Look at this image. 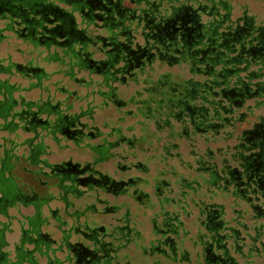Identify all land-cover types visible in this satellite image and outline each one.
Masks as SVG:
<instances>
[{"label": "flooded vegetation", "instance_id": "af4514ba", "mask_svg": "<svg viewBox=\"0 0 264 264\" xmlns=\"http://www.w3.org/2000/svg\"><path fill=\"white\" fill-rule=\"evenodd\" d=\"M14 2H18V4ZM67 2L76 3L79 9L77 17L80 20L87 21L94 18L90 12L84 10L85 7L80 0H68ZM26 4L30 5L29 9H27V7L24 8ZM3 11L9 12L17 18L6 16L8 17L7 29L16 36L27 37L33 42L61 45L54 38H50L46 36L44 32H41L40 26L37 28L35 27V25L38 26L41 20H45L46 24L49 25L54 19H64L66 24L64 28L69 32V35H71V39H79L82 35L81 32H77L73 28V14L70 15L69 13L55 10L51 7H45L39 0H0V13ZM48 12H54L55 18H47L44 14ZM248 19V17L242 19L246 26L244 28H240L239 23L235 22L238 33L241 32L242 34V36L237 34L239 37L246 38L252 34V32H250L253 29L252 18ZM231 24L233 25V23ZM262 24V27L258 30L260 36L264 38V23ZM212 25L214 26V22H212ZM44 26L45 24L42 25V28ZM198 28H200L199 25ZM48 32L50 33L51 31L48 30ZM230 34L231 32L227 35L230 36ZM248 42L252 44L251 40H248ZM227 43L228 41H226V44ZM66 44L70 45V41H66L64 45ZM240 55L241 56L238 58L248 61V58L242 54ZM90 66L92 67V65ZM16 68L23 74L30 76H39L41 74L40 69L33 67L28 69V67L16 65ZM94 68L97 70L96 66L93 67V69ZM0 70H4L1 63ZM121 80L122 83L127 81V79L125 80V76H123ZM100 96L102 99L111 101L117 108L132 103L131 101L134 97L133 95L129 101H125L113 94L110 98H106L101 94ZM18 105L19 103L14 100H6L4 103H0V116L6 118L11 117V122L7 121V123L13 125V128H20L23 130L29 127L48 126L54 135H56V133H61L64 137L76 143L86 138L89 140L100 139L95 145L91 143L87 144L91 152L93 151L96 159L82 167L85 166L87 173L95 175L94 178L91 176L85 181L92 188V192H87V194L85 192L86 198L95 199L97 202L103 203L105 205L103 211H91V209H96L95 203L92 202L91 206L89 204L79 211H68V204H66L67 208L61 211L62 214H58V211H51L50 213L57 223L61 218L60 224L62 226L68 225L67 228L70 230L73 241L87 242L89 240L91 242L90 247L99 250V252L97 250L96 252H90L81 245L80 247L76 246L75 249L80 258L78 259L79 264H87L90 258L91 264L100 259H103V261L105 260L107 264H251L249 262H253V258H264L263 129L256 130L250 138L246 139L250 142L254 137H261L258 143L254 142L252 145V147H258L259 151H250V153L245 154L247 157H243L241 153L239 156L241 162H234V164H231L229 159H225V162H222L219 166L217 163H202V161L198 159L200 155H195L197 164L205 166L197 167V171L205 170L209 173L208 184L217 187V191H213L229 194L236 198V200H238V198L242 199L249 205L251 211H224L219 209L222 206H217L216 204L206 205L202 203V201H195V206L199 209L198 211H186L183 206L179 207L177 211H166L163 207L165 199L160 197L162 194V185L165 182L155 181V178L149 181L142 177L132 176L115 179L109 173L101 172L93 168L94 165L98 164V159L107 162L113 156V154L110 153V149L122 144H126L129 147L128 152L131 153H128V156L130 154L135 156V151L133 150L136 147V142L139 143L141 141L144 143V141L149 138L157 137L156 131H150L147 126H143L141 127L143 134L139 139V137L135 138L134 135L126 136L121 129H113L110 132H115L116 139L109 140L107 137H110L112 133H108L104 136L98 128L89 127L86 123H82L80 119L59 117L56 119L57 121H51L50 119H45V121L42 119L43 114H39L37 110L33 109V112L28 111V107L34 105V103L29 104L22 101L20 105L21 108L15 109ZM44 110V107L41 108V112ZM188 112L189 113H186L185 117L182 118L183 120H181L183 124L181 134L183 135H174L173 131L177 130L165 126L171 137L188 139L191 132L192 134L199 132L204 136L205 133L202 132V126L213 128L219 125L218 121L222 120L218 117L216 120L211 119L202 122L200 119L197 120L194 117L195 112L192 109L188 108ZM140 115L143 116L144 121L153 122L155 129L158 131L162 129L160 126H157V122L146 118L147 115H145L144 112H141ZM224 120L226 123L231 124L232 117H226ZM25 123H27V125ZM142 125H144V122ZM0 129L3 128L0 127ZM128 130H132V127H129ZM227 137H225V139ZM52 139L56 140V136H54V138L52 137ZM204 139V141L209 140L207 136H205ZM257 140L259 139L257 138ZM243 145H241V147H243ZM178 146L179 144L175 143L171 144L170 147L177 148ZM249 148L250 147H246L244 149L249 150ZM165 149H167L166 146ZM219 150L221 149L219 148ZM208 154L211 158L213 157L212 155H214L212 152ZM118 167L127 169V167L123 165H118ZM128 167L129 169L137 168L146 172L148 171L141 161ZM78 171L79 168L72 164L62 168H54L53 165H51L49 166V173L44 174L47 175V177L61 173L72 175ZM172 173L176 174L174 171ZM177 183H179L181 187L184 185L182 179ZM168 185L170 186V183H167V186ZM141 186H151L154 193L151 194V192L143 191L144 189ZM191 188L194 190V194H197L198 187L191 185ZM100 195H103L104 198L101 199ZM155 196L158 200L157 203L152 202V197ZM109 197H111L112 200L123 197L125 201L120 202V204H110ZM31 199H36V195H33ZM43 201H45V199ZM129 202L142 204L144 210L131 211ZM156 205H159V208H156ZM154 208H156L155 211L152 210ZM36 213L40 216V212ZM248 220L251 221V223H249ZM41 222L44 223L38 225L37 229L45 233L42 227L47 226V222L44 220ZM21 227L22 226L19 227L20 239L35 244L37 238L27 234L32 231V229L30 227L28 229ZM35 227H37V225ZM36 230L34 231L37 233ZM40 237L42 239L44 238L46 241H51L50 237L47 235L42 234ZM16 250H18V248H16ZM86 255H89V257L86 258ZM239 257L242 263L238 260ZM73 261H76V259L72 260V262ZM52 264H61V262L55 261ZM69 264H75V262Z\"/></svg>", "mask_w": 264, "mask_h": 264}, {"label": "trees", "instance_id": "16d2710c", "mask_svg": "<svg viewBox=\"0 0 264 264\" xmlns=\"http://www.w3.org/2000/svg\"><path fill=\"white\" fill-rule=\"evenodd\" d=\"M39 1L45 7L73 14V28L77 32H81V38L71 39V35L64 28L66 26L64 19L55 20L54 12H48L44 15L54 20L49 25L45 20H41V25L45 24L43 28L41 26V32L54 38L61 45L46 43L45 46L61 47L71 64L88 66L87 68L100 75L102 77L101 85L106 88V90L100 89L101 95L106 98H110L112 94L118 97L116 84L122 82L123 76H125V80H132L136 83L143 82L141 91L136 93L131 102L137 106L138 113L144 112L147 115L146 118L157 122V126L174 129L173 121H175L179 127L175 128L177 131H173L174 135H183L181 134L183 127L181 120L186 113H189L188 108H190L195 112L194 117L202 122L216 120L218 117L222 119L218 121L219 125L216 127L202 126V132L217 136L227 133L228 139L234 138L235 143L230 147L233 150L230 157L233 161L241 162L239 157L241 153L243 157H247L245 154L250 151H259L258 147H252V145L254 142L258 143L261 137H254L251 140L252 143L246 139L250 138L256 130H264V116L256 114V111L264 107V38L260 36L258 30L263 24L255 22L253 17L234 18L230 0H123L124 6L119 8L120 14H117L113 0L104 2L96 0L92 1V5L88 4L89 0H80L85 7L84 10L94 16L87 21L79 20L77 17L79 9L76 3L71 2V4L67 2L68 0ZM14 3L18 4V2ZM59 3L67 4L68 7H61ZM139 6L148 8L152 12L163 9L173 11L174 13L170 17L172 21L169 23L173 39L164 38L162 44L158 43L157 47L150 44L151 47H143L137 52H131L130 46L135 45L131 32L133 26L131 25H135L139 20L134 13L135 8ZM26 7L29 9L30 5L26 4L24 8ZM196 9H199L202 21L214 22V26L211 27L212 30L208 34H205V30L198 22V16L194 12ZM7 15L17 18L9 12L0 13V18L5 21V29L9 30L7 29ZM118 15L125 23L123 28L114 25L118 22ZM40 16L42 17L41 14ZM246 17L252 18L253 29L250 31L252 34L246 38H238L237 34L240 36L242 34L241 32L236 35L233 33V30L236 29L235 22L239 23L240 28H244L246 26L242 19ZM97 21L101 22V25H98ZM190 24L193 27L186 28V25ZM141 25L144 27L146 38L151 40L155 25L152 17H143ZM180 25L185 28L181 31L184 34L183 41H180V37L174 39L180 32L178 31ZM53 29H56V34L50 35L51 32L49 33L48 30L52 31ZM110 29L115 33L112 38L108 36ZM229 32H231L230 36H225L228 45L225 43L221 47L219 35ZM59 35L63 37H59ZM252 39L255 41L252 42ZM248 40H251L252 44ZM66 41H70V45H64ZM128 51L130 55L126 56ZM240 54L248 58L249 62L238 58L241 56ZM97 55L101 57H97ZM56 58L54 54H50L47 59L57 61ZM157 62L170 67L185 64L194 78L185 79L170 72L161 73L157 78L146 77L155 70L154 64ZM95 66L97 70L93 69ZM43 107L38 104L31 105L28 107V111L33 112L34 109L39 114H44V111L41 112ZM0 117L4 120V124H0L3 129L0 130H13V125H9L7 122L5 124L6 117ZM226 117H232L231 124L226 123L224 120ZM227 127L231 128L230 133L225 132ZM37 128H41L54 138L55 135L48 126L34 127V129ZM241 145L244 148H250L246 150ZM225 159L229 158L224 157L223 162ZM41 175H43L42 172ZM0 214L6 215V211H0ZM12 219L18 222L20 220L21 228L24 227L25 216L23 219L16 217H12ZM35 226L36 224L32 221L29 222V227L32 229L29 234L37 238L35 244L29 243L32 249L22 251L18 244H23L24 241L20 239V242L14 245L15 261L8 259V254H1L0 264H36L34 254L39 248L53 243L42 239L40 237L42 232L37 229L38 225ZM12 230L10 225L9 231L12 232ZM4 243L8 246L6 241ZM36 244L38 247L35 249Z\"/></svg>", "mask_w": 264, "mask_h": 264}, {"label": "crops", "instance_id": "0c3cea01", "mask_svg": "<svg viewBox=\"0 0 264 264\" xmlns=\"http://www.w3.org/2000/svg\"><path fill=\"white\" fill-rule=\"evenodd\" d=\"M230 2L233 7L232 13L234 18H238L246 14L248 17H253L255 22L261 24L264 23V21L260 20L255 14V6L258 7L261 4L264 5V0H230ZM59 4L61 7H68L67 4ZM97 24L101 25V22L97 21ZM19 39L23 40L25 44H28V49L31 48L30 51H27L26 49L27 55L32 54V49L33 51L38 52L36 54L38 61L36 60L35 63L31 64L30 59L28 60V65H22L14 60L8 61L9 63H3V61L0 60V63L4 68V70H0V103H4L6 100L17 101L19 105L22 104V101L29 104L34 103V105L38 104L44 106L45 110L42 117L44 119H50L53 121L59 117H73L80 119L82 123H85L84 120L86 118L93 120V118L95 119V117L98 116V111L102 109L99 105H104V107L108 106L110 102L107 99H103L99 104L95 102L92 103L93 99H91L92 101L85 100L84 103L86 105L81 104L78 106V109H73L72 102L75 100L80 101L84 96H86V93L84 94L80 91L90 86L93 87L96 83L97 85H101L102 77L95 74L90 68L79 66L74 63L71 64L61 47L45 46L43 43L31 41L27 37H19ZM16 53H21V51H17ZM41 54L43 55L41 56ZM50 54H54V56L57 57L55 59L57 61L47 59ZM42 62L45 63L46 66L41 65L40 63ZM53 64H55V69L49 71L47 67ZM16 65L28 67V69H31L32 67L40 69L41 74L39 76L23 74L16 68ZM168 67L172 68L170 66ZM168 72L172 73L171 71ZM187 72L189 74L188 77H183L180 72L179 75L185 79L194 78V76L190 73L189 68L187 69ZM16 74L20 76H17ZM53 74L61 77V79L53 81L50 86L48 85V82L50 78L54 76ZM14 78L26 81L27 85L20 86L16 84L17 81H11ZM63 79H66V81L61 83ZM33 92L38 95L35 99L30 97V94ZM100 92H98V94ZM259 110L256 111V114L264 116V112H260ZM6 119L5 124L7 121L11 122V117ZM3 121L4 120L0 117L1 125L4 124ZM25 124L27 125V123ZM19 130L22 129L13 128V130H0V134H2L1 139H4V143L0 142V211H6V215L0 214V255L8 254V259L14 261L16 259L14 245H17L18 242H15L13 246L11 245V247L6 246L4 243L5 241L9 243L7 239H9V236L15 234H12L9 231V226L13 220L12 217L20 218L18 217L19 213L21 216H25L26 219H24L23 222L24 228L27 229L29 227V222L32 221L34 224L40 225L41 223H44L41 221L48 215V213L45 212L38 216L35 211H64L67 208L66 204H68V211H79L89 204L91 206L92 202L95 203L94 205L96 209H91V211H103L105 206L103 203H99L95 199L92 201L85 200L82 203L83 205H78L75 200L86 198L85 189L80 186H76L73 189H55L56 191L52 192L49 181L51 176L47 177L44 174L49 173V166L58 162L57 160L55 161L54 158L59 156L63 159H68L73 156V163H76L79 159L75 158V155L72 153H77L79 151V147L88 148V146L83 147L82 145H79L80 143H76L66 137L62 139L63 137L59 136H56V140L53 139L57 145L56 146L55 144L49 143L47 139H45V137L50 136L47 132L43 131L41 128L34 129L29 127L28 129L26 128L22 130L25 136L23 135L24 137L21 140V147H18V144L16 143L18 141L17 137L20 134ZM8 135L14 137L8 138ZM208 135L217 137V135L214 134H205L204 137ZM50 137L52 139V136ZM228 140L230 141L231 138ZM232 145H234V142L227 145L226 149H223L224 157H228L229 160L231 153H233V150L230 148ZM90 156H92L93 160L96 159L93 153ZM104 163H106V161L98 159L97 168H99V166H103ZM195 170L197 171V169ZM165 171H167V169H165ZM165 171H161L159 176L154 177V180L166 183L162 185V194L160 195V197L165 199L163 207L166 211H177L179 207L182 206L186 211H198L199 209L195 206V201H202V203L206 205L216 204L217 206H222L223 208L220 207L219 209L224 211H238L236 208V198L229 194L213 191H217V187L215 185L208 184L209 173L207 171H197L198 175L195 177L193 176L192 178L182 174L180 177L176 171H174L176 174H173V171L168 173ZM41 172L43 175H41ZM180 179H182L184 184L182 187L179 184L180 182L177 183ZM167 183H170V186H167ZM191 185L198 187L197 194H194V190L191 188ZM33 195H36V199H31ZM100 198H104L103 195H100ZM42 199H45V201ZM152 202H158L156 196L152 197ZM132 204L134 208L133 211L144 210L142 208V204ZM155 207L159 208V205H156ZM231 207H233V210H230ZM156 208L152 210L155 211ZM48 231L49 230L44 226L43 232ZM16 234L17 236L18 234L20 235V230H17ZM27 234L29 235V232ZM18 246L22 251H27V249L32 248L26 241H24L23 244H18Z\"/></svg>", "mask_w": 264, "mask_h": 264}, {"label": "rangeland", "instance_id": "374dc122", "mask_svg": "<svg viewBox=\"0 0 264 264\" xmlns=\"http://www.w3.org/2000/svg\"><path fill=\"white\" fill-rule=\"evenodd\" d=\"M255 14L258 16L260 20L264 21V5L263 4L259 5L258 7L255 6ZM1 34H3L4 36ZM28 47H29L28 44H25L23 40L19 39V36H16L11 31L5 29V22L4 20L0 18V60H2L3 63H9L8 61L14 60L22 65H28V60L31 59L30 63L31 64L35 63V61L37 60L36 54L38 52L33 51L32 49V54L27 55L26 52L31 50V48L28 49ZM17 51H21V53H16ZM42 55L43 54H41V56ZM97 57H101V56L97 55ZM40 64L46 66V64L43 62ZM54 65L55 64L47 67V69L49 71H51L52 69H55ZM154 68L155 70L146 77L157 78V76L160 75L161 73H166L168 71H171L175 75H179V72H180L183 77H188L189 75L187 72V69H188L187 65L185 64H180L177 66H173L172 68H169L165 64L155 63ZM53 75L54 76H52L48 82L49 83L48 85L50 86L52 85L53 81L55 80L57 81L58 79H61V77H58L55 74ZM17 76H20V75H17ZM11 81H17L16 84L20 86L27 85L26 81H22L19 78H14ZM65 81L66 79H63L61 83H64ZM142 83L143 82L134 83L131 80H127L125 83L120 82L116 84L118 88L117 89L118 97H120L121 100L129 101V99L133 95L135 96L138 91H141L143 87ZM100 89L106 90V88H104L101 85H97L96 83L94 84L93 87L90 86L84 90H81L80 92L84 94L86 93V96H84L83 99H81L80 101H76V100L73 101L72 102L73 109H78L79 105L85 104L84 103L85 100L89 101L93 99V101L91 100L92 103L95 102L97 104L102 102L103 99H101L100 95L98 94ZM30 97L35 99L38 97V95L35 92H33L30 94ZM109 102L110 103L106 107H104V105L103 106L99 105V107L102 109L98 111L99 114L97 117H95V119L93 118V120L92 119L90 120L89 118L88 119L86 118L84 120L85 123L89 127L98 128L103 133L104 136H106L108 133H112L110 137L109 136L107 137L109 140L116 139L115 132H110L113 129H121L123 134H125L126 136L134 135L135 138L139 137L140 139L141 135L143 134L141 130V127L143 126H147L150 131H156V136H157L155 138L153 137V138L147 139L146 141H144V143H142L141 141L139 143L136 142V147L133 150L135 151V156H132L131 154L128 156V153H131V152H128L129 147L126 144H122L118 147H114L110 149V153L113 154V156L106 163H104L103 166L101 167L99 166V168H97L98 166L94 165L93 168H96L98 170L101 169L100 170L101 172L109 173L115 179L127 178L129 176H132V177H142L149 181H152L154 177L159 176L161 171H165V169H167V171H165L166 173L176 171L178 176L180 177L182 174L184 176H188L192 178L193 176L195 177L196 175H198V172L195 170V169H198L197 167H205L204 165L202 166L200 164H197V161L195 158L196 154L200 155L198 159L202 161V163L211 162L213 164L217 163L220 166L223 162L222 160L223 152H224L223 149H226L227 145L232 144L233 142L235 143L234 139L232 138L230 141L227 138L226 139L224 138L228 136L227 133H223V135L217 136V137L208 135L207 136L209 139L208 141L207 140L204 141L205 140L204 136L199 132L198 133L195 132L194 134H192L191 132L188 139L179 138V137L173 138L169 135V131L166 127H162V129L158 131L157 129H155L153 122L144 121L143 116H141L140 113L139 114L137 113L138 112L137 106L135 104L128 103L127 105L121 108H117L113 103H111V101ZM19 108H20V105L16 106L15 109H19ZM259 111L264 112V108ZM42 119L45 120L44 118ZM143 122H144V125H142ZM173 122H174V127L178 128L179 127L178 123H176L175 121ZM129 127H132V130H128ZM19 131H20V134L17 137L18 141L16 144H18L17 145L18 147H21L20 143H21L22 138L25 136V134H23L22 130H19ZM230 131H231V128L229 127L225 128V132L230 133ZM1 135L2 134H0V142L4 143V139H1ZM55 136L63 137L62 139H64V136L61 133H57ZM7 137L13 138L14 136L12 137L8 135ZM45 139H47L49 143L55 144L54 140L51 139L50 136L45 137ZM99 141L100 139H97V140L90 139L89 140L86 138L82 140L81 142H79L80 143L79 145H82L83 147H87L88 143L95 145ZM175 143L179 144L177 148L170 147L171 144H175ZM165 146L167 147V149H165ZM219 148L221 150H219ZM78 150L79 151L77 153L75 152L72 153L73 155H75V158L79 159L78 162L73 163V159H74L72 158L73 156L69 157L68 159H63L62 157L58 156L54 158L55 161L57 160L58 162H55L53 165L61 164L64 162H69V161H71L72 165H75L77 163H80L81 165L82 164L85 165L93 161L92 156H90L93 153V151L91 152L90 148H80L79 147ZM209 152L214 153L212 158L208 154ZM138 161H141L146 166L148 170L147 172L143 171L142 169H137V168L129 169L128 166H132L133 164H136ZM234 162L235 161H233L230 158V163L234 164ZM118 165L126 166L127 169H123L122 167L119 168ZM50 179L51 178H49V181L52 182ZM80 187H83V186H80ZM141 187L144 189V191L151 192V194L154 193L151 186L149 187L141 186ZM83 188L85 189V187ZM51 191L53 192L56 190L51 189ZM123 199H124L123 197H119L117 200H112L111 197H109L110 204L111 203L120 204V202L125 201ZM85 200L92 201V199L90 198H82V199L75 200V202L78 203V205H81ZM129 203H130L129 205L131 207V211H133L134 209L133 204L132 202H129ZM236 208L238 209V211H251L249 205L245 201L239 198L237 200ZM230 210H233V207H231ZM45 212L48 213V215L46 218H44V221H46L47 223H50V225H53V226H55L56 224H60V223H57V221L52 218V215L50 214L51 211H41V214ZM58 214H62L61 211H58ZM18 217H20V219H23V216H21L20 213L18 214ZM11 222H12L11 226L13 229L11 233L12 234L15 233V234L9 236V239H7L9 241L8 247H11V245L13 246L15 242H18V243L20 242V235L18 234L17 236L16 234L17 230L19 231V225L17 224V221L13 222L12 220ZM248 222L251 223V221L249 220ZM45 227L49 230L48 232H45V233H50V234L53 233V236H52L53 238L58 237L57 233H55L54 227L52 226L50 227L45 226ZM43 228L44 226L42 227V229ZM57 255L60 258L64 257L61 254H57ZM238 260L241 262L240 257L238 258ZM252 261L253 262H249V263L264 264V258H260V259L253 258ZM41 263L42 264L44 263V259H41Z\"/></svg>", "mask_w": 264, "mask_h": 264}, {"label": "water", "instance_id": "95a60500", "mask_svg": "<svg viewBox=\"0 0 264 264\" xmlns=\"http://www.w3.org/2000/svg\"><path fill=\"white\" fill-rule=\"evenodd\" d=\"M88 1V0H87ZM92 1H96V0H89L88 4L92 5ZM106 0H100V2H104ZM113 5L115 6V8L117 9V14H120L119 8H123V0H113ZM126 2V1H125ZM194 12L197 14L198 16V22L200 24V26L203 28V30H205V34H208L209 31L212 30V22L210 21H202V19L200 18V14H199V9L194 10ZM134 13L136 14V16L139 18L138 22L135 25H131L133 27H131V32H132V36H133V40L135 42V45H131L130 48L132 49L131 52H137L138 50H140V48L143 47H149L150 44H152V46L157 47L159 46L158 43L162 44V42L165 40L164 38H169V40H172V32L170 31V25L169 23L172 21V18H170L172 16V14L174 13L173 11L169 10V9H163V10H156L155 12H152L150 9L148 8H143V7H136ZM176 15V14H175ZM118 18V22L116 24H114L117 27L123 28V26L125 25V23L123 22V20L121 18H119L120 16H117ZM143 17H152L155 25H154V35L151 37V40H148V38H146L145 36V31H144V27L141 25V20ZM42 18V17H41ZM40 21V20H39ZM112 25V26H114ZM41 27V22L38 23V26L35 25V27ZM193 25H186V28H192ZM237 28V26H236ZM180 31L177 35V37H175L174 39H179L180 37V41H183L184 39V34L183 32H181L184 28V26L180 25L178 28ZM104 33V31H102ZM108 36L109 38H112L115 36V33L112 31V29L108 30ZM233 33L236 35L238 33V30L235 29L233 30ZM56 34V29H53L50 33V35H55ZM214 34V32H213ZM228 33H221L218 37V39L220 40V46L223 47L224 44L226 43V39L225 36ZM59 37H63L62 35H59ZM145 37V38H143ZM241 38V37H239ZM145 39V40H144ZM243 40V39H242ZM241 40V41H242ZM255 39H252V42H254ZM258 41V40H257ZM133 46V47H132ZM151 47V46H150ZM130 52H126V56H129ZM99 62V61H98ZM101 62V61H100ZM42 120V119H41ZM46 121V120H45ZM57 121V120H56ZM55 124V123H54ZM71 164V161L69 162H64L61 164H55L53 165L54 168H62V167H66L67 165ZM77 167H79V171L76 173H73L72 175H65V174H55L53 176H51V181L50 182V187L52 189H73L76 186H83L85 187V192L87 194V192H92V188L85 182L86 180H88L91 176H93L94 178V174L91 173H87V170H85V166L82 167V165L80 163L75 164ZM96 178V177H95ZM41 212V211H38ZM67 216V215H66ZM58 223H61V218L59 220ZM17 224L20 227V220L19 222L17 221ZM48 224V225H47ZM47 226H52L55 229V233H57L58 237H52V234H48V233H42L44 235H47L48 237H50V240L52 241L53 244H47V246H43L41 248H39V250L34 254V261L36 262V264H42L41 263V259H44V263L43 264H52L55 261H59L61 262V264H69V263H73L75 262V264L78 263V259L79 258V254L77 253L75 247L80 245L85 248L88 249L90 252H96V250L99 252L98 249H92L90 246L91 242L88 240L87 242H77V241H73V237L71 238V233L70 230L67 228V226H62L61 224H56L55 226L50 225V223H47ZM40 230V229H39ZM13 231V230H12ZM42 232V230H41ZM54 233V234H55ZM50 242V241H49ZM38 247V245H35V249ZM57 254H61L64 257L60 258L58 257ZM86 258L89 257V255L85 256ZM73 261L72 260H75ZM91 258L89 259V261H87V264H91L90 263ZM79 264V263H78ZM93 264H107V262L103 259L95 261Z\"/></svg>", "mask_w": 264, "mask_h": 264}]
</instances>
